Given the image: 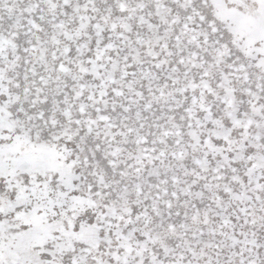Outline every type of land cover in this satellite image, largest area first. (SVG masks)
I'll return each instance as SVG.
<instances>
[{"label":"snow or ice","instance_id":"snow-or-ice-1","mask_svg":"<svg viewBox=\"0 0 264 264\" xmlns=\"http://www.w3.org/2000/svg\"><path fill=\"white\" fill-rule=\"evenodd\" d=\"M0 264H264V0H0Z\"/></svg>","mask_w":264,"mask_h":264}]
</instances>
